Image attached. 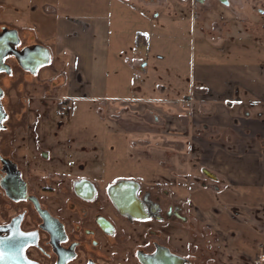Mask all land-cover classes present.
Here are the masks:
<instances>
[{"label": "rangeland", "instance_id": "obj_1", "mask_svg": "<svg viewBox=\"0 0 264 264\" xmlns=\"http://www.w3.org/2000/svg\"><path fill=\"white\" fill-rule=\"evenodd\" d=\"M149 2L154 4H146L145 0L123 2L126 7L131 6V15L117 10L118 27L111 31L108 64V96H115L99 100L83 95V100L69 101L70 112L59 115L55 110L67 102L65 88L58 87L62 82L54 88L49 84L45 92L44 87L35 89L34 84L26 85L14 68L11 79L19 77L15 83L9 79L4 83V76H0V85L4 84L7 92L3 102L28 103L31 110L36 109L38 118L51 124L54 137L61 139H56L49 151L58 148L77 151L78 146L87 145L92 152V146L98 147L95 152L101 161L97 164L112 174L110 178L132 179L141 189L150 191L160 209L172 206L176 214L169 216L171 222L145 226L152 227L154 234L160 236L159 243L190 264H264V201L250 204L253 196L260 194L246 192L239 186L228 197L229 191H223L224 186L220 184L218 192L214 191L213 179L206 174L211 175L215 171L212 166L221 164L220 158L228 153L240 156L252 150H264V139L255 136L242 142L236 136V129L222 125L214 128L210 113L205 110L207 106L194 100L192 95L197 87L189 80L192 28L206 41L217 38L219 46L231 45L242 55L236 62L245 59L264 62V0H228L227 5L219 0ZM12 26L16 23L0 19V30ZM170 26L178 27L180 34L187 36L181 53L175 47L176 40L161 39L156 32V28H161L170 34ZM132 58L143 60L145 69L139 62H132ZM62 62L51 70V76L63 71L66 75L70 63L67 59ZM174 78L178 88L172 86ZM137 86L138 91L132 93ZM242 101L247 102L246 98ZM167 104L173 108L172 112L168 111ZM168 115L181 120L178 121L181 132L168 136L166 141L161 135ZM118 119L126 121L118 123V129L124 133L109 127L107 120L113 125ZM176 130L172 128L175 133ZM62 158L67 159L65 155ZM71 158L78 159L73 155ZM228 171L240 177L239 169ZM221 198L227 205L221 204ZM224 198L232 200L225 203ZM215 215L226 217L218 225L219 230L212 221ZM123 235L121 232L116 252L106 255L107 264H136L131 244L135 233Z\"/></svg>", "mask_w": 264, "mask_h": 264}, {"label": "flooded vegetation", "instance_id": "obj_2", "mask_svg": "<svg viewBox=\"0 0 264 264\" xmlns=\"http://www.w3.org/2000/svg\"><path fill=\"white\" fill-rule=\"evenodd\" d=\"M219 1L225 5L228 2ZM44 67L51 69L52 61L43 47L25 43L13 28L0 30V76H4V83L13 79L12 70L16 68L15 74L26 85L44 87L46 92L49 84L58 86L59 77L43 79L40 70ZM3 86L0 85V254L7 264H18L20 258L26 264H107L106 255L116 252L121 232L123 237L135 233L131 244L136 264H190L159 243L160 236L145 226L171 222L169 216L176 214L172 206L160 209L150 191L141 189L132 179L110 178L112 174L97 164L101 161L95 152L98 147L92 146V152L87 145L76 147L77 151H49L60 136L54 137L51 124L38 118L30 104L4 103L7 92ZM65 100L55 110L59 115L70 112V100ZM124 122L114 121L115 130L122 133L118 123ZM71 155L78 159L73 161Z\"/></svg>", "mask_w": 264, "mask_h": 264}, {"label": "crops", "instance_id": "obj_3", "mask_svg": "<svg viewBox=\"0 0 264 264\" xmlns=\"http://www.w3.org/2000/svg\"><path fill=\"white\" fill-rule=\"evenodd\" d=\"M125 1L0 0V19L15 22L16 26L12 28L21 35L24 42L39 44L51 61H54L51 69L44 67L40 70L43 79L54 77L51 74L54 67L60 66L58 62L61 63L65 59L69 61L66 75L64 71L55 75L63 76L61 81L57 82H62L58 87L65 88L66 99L83 100L82 96L86 95L88 99L97 97L99 100H105L115 96H108V64L111 31L118 24L117 10L132 14L131 6L126 7ZM145 1L146 4H154L149 0ZM170 29V34L164 33L161 28H156V32L161 39L176 40L175 47L178 53H181L185 49L187 36L180 34L178 27L170 26ZM191 33L189 53L192 62L189 64V80L193 87H197L192 95L194 100L207 106L205 110L210 113L209 118L214 128L217 125L224 128L230 126L236 129V136L242 142L245 139L253 140L255 136L264 139V62L254 63L248 59L236 62L235 59L242 55L236 53L231 45L219 46L220 41L217 38L206 41L195 28L191 29ZM131 61L139 62L143 70L146 67L140 58H132ZM176 67L180 70V66ZM43 69L48 71L42 72ZM172 86L179 87L177 78L173 79ZM138 89V86L134 87L132 93ZM244 98L247 102L242 101ZM169 107L168 111L172 112L173 108ZM107 121L109 127L116 129L115 123L111 125L112 122ZM178 121L181 120L168 115L163 121L165 131L161 137L167 141L168 136L178 135L181 132ZM174 127L177 129L176 133L172 131ZM182 128L184 130V126ZM220 160L221 164L212 166V171H215H211L214 191L218 192L220 184L224 186L223 191H229L228 197H231L232 192L240 186L241 189L245 188L246 192L260 194L259 197L253 196L251 205L263 204L264 150H252L240 156L228 153ZM235 168L240 170V177L229 173L228 169ZM224 200L227 203L232 198ZM220 201L224 205L222 198ZM216 216H213L216 220L211 218L214 227L219 230L218 225L226 217Z\"/></svg>", "mask_w": 264, "mask_h": 264}, {"label": "water", "instance_id": "obj_4", "mask_svg": "<svg viewBox=\"0 0 264 264\" xmlns=\"http://www.w3.org/2000/svg\"><path fill=\"white\" fill-rule=\"evenodd\" d=\"M8 47V45H7ZM45 62V61H44ZM3 117V116H2ZM2 117L0 116V120L2 119ZM8 262L4 259V257L0 254V264H7ZM18 264H26L24 262H22L21 258L18 260Z\"/></svg>", "mask_w": 264, "mask_h": 264}]
</instances>
